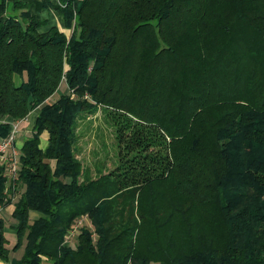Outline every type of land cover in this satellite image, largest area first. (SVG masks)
Instances as JSON below:
<instances>
[{
	"label": "trees",
	"instance_id": "16d2710c",
	"mask_svg": "<svg viewBox=\"0 0 264 264\" xmlns=\"http://www.w3.org/2000/svg\"><path fill=\"white\" fill-rule=\"evenodd\" d=\"M42 1L71 36L0 0V139L38 110L14 182L0 164L12 264H264V0ZM99 111L117 164L93 177Z\"/></svg>",
	"mask_w": 264,
	"mask_h": 264
},
{
	"label": "crops",
	"instance_id": "0c3cea01",
	"mask_svg": "<svg viewBox=\"0 0 264 264\" xmlns=\"http://www.w3.org/2000/svg\"><path fill=\"white\" fill-rule=\"evenodd\" d=\"M24 2L29 4L30 10L33 14L37 15L41 19L47 20V25L43 27V29H47L50 26H58L61 30H63L68 36H71L73 29L67 28L64 17L60 14V12L52 7L48 8L44 6L42 0H23ZM53 4H61L59 0H51ZM11 4L13 0H8ZM17 81L20 82L21 78L19 77ZM26 79V76H25ZM69 92L68 86L64 83L62 87H60L59 91L53 95L50 100L56 101L58 96L62 93ZM38 116V110H34L30 113L29 117L24 120L18 121V129H17V145L21 146L23 144V140L31 135L32 128L35 124L36 118ZM4 118H0L3 120ZM43 144L47 142V135L43 134ZM15 210V203H11L6 205L4 208L0 210V223L3 222V230L5 232V236L7 238L6 247L9 249V259H5L0 257V264H12L13 259H20L25 252V242L22 243L19 247L16 248L18 243V236L16 231V219L13 217V213ZM41 214L37 211H30V220L31 223L38 219ZM41 264H53L47 258L42 260ZM151 264H158L156 262H152Z\"/></svg>",
	"mask_w": 264,
	"mask_h": 264
},
{
	"label": "rangeland",
	"instance_id": "374dc122",
	"mask_svg": "<svg viewBox=\"0 0 264 264\" xmlns=\"http://www.w3.org/2000/svg\"><path fill=\"white\" fill-rule=\"evenodd\" d=\"M88 121L83 127L84 131H82L81 143H79L80 159L85 166L90 167L93 177H96L97 167L102 168L104 172L115 167L118 150L114 128L104 112L99 111L95 117Z\"/></svg>",
	"mask_w": 264,
	"mask_h": 264
},
{
	"label": "built area",
	"instance_id": "2783aa9c",
	"mask_svg": "<svg viewBox=\"0 0 264 264\" xmlns=\"http://www.w3.org/2000/svg\"><path fill=\"white\" fill-rule=\"evenodd\" d=\"M18 122L14 124L12 132L5 138L0 139V164L5 166L9 183L14 182L19 174V147L17 145ZM0 209H2L0 207ZM75 230H73V233ZM70 239V238H69Z\"/></svg>",
	"mask_w": 264,
	"mask_h": 264
}]
</instances>
